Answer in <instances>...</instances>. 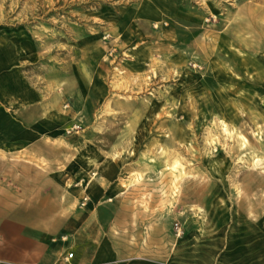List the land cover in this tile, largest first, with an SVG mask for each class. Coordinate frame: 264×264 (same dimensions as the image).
<instances>
[{
	"label": "rangeland",
	"instance_id": "rangeland-1",
	"mask_svg": "<svg viewBox=\"0 0 264 264\" xmlns=\"http://www.w3.org/2000/svg\"><path fill=\"white\" fill-rule=\"evenodd\" d=\"M1 35L68 100L66 136L118 148L134 256L205 263L210 227L264 212V0H0Z\"/></svg>",
	"mask_w": 264,
	"mask_h": 264
},
{
	"label": "crops",
	"instance_id": "crops-1",
	"mask_svg": "<svg viewBox=\"0 0 264 264\" xmlns=\"http://www.w3.org/2000/svg\"><path fill=\"white\" fill-rule=\"evenodd\" d=\"M55 86L25 80L21 46L0 36V264H165L134 256L129 237L118 235L126 227L114 204L127 164L113 159L118 148L97 146L88 127L66 136L72 118ZM97 103L77 107L89 114ZM239 214L210 227L222 237L207 239L205 263L192 264H264V212Z\"/></svg>",
	"mask_w": 264,
	"mask_h": 264
},
{
	"label": "built area",
	"instance_id": "built-area-1",
	"mask_svg": "<svg viewBox=\"0 0 264 264\" xmlns=\"http://www.w3.org/2000/svg\"><path fill=\"white\" fill-rule=\"evenodd\" d=\"M69 108H70V104H66L65 107H64V109H66V110H68ZM73 128H78V126L76 125ZM85 201H86V199H85ZM73 256H74L73 253H69L68 256H67V260L72 259Z\"/></svg>",
	"mask_w": 264,
	"mask_h": 264
},
{
	"label": "bare ground",
	"instance_id": "bare-ground-1",
	"mask_svg": "<svg viewBox=\"0 0 264 264\" xmlns=\"http://www.w3.org/2000/svg\"><path fill=\"white\" fill-rule=\"evenodd\" d=\"M225 127H226V126H225ZM256 162H257V161H256ZM177 163H178V162H177ZM177 163H175V164H177ZM177 165H178V164H177ZM257 165H258V164L256 163L254 166L257 167ZM174 166H176V165H174Z\"/></svg>",
	"mask_w": 264,
	"mask_h": 264
}]
</instances>
